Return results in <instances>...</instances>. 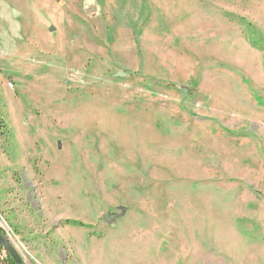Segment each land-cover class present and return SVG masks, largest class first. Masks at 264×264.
Listing matches in <instances>:
<instances>
[{
  "label": "rangeland",
  "instance_id": "1",
  "mask_svg": "<svg viewBox=\"0 0 264 264\" xmlns=\"http://www.w3.org/2000/svg\"><path fill=\"white\" fill-rule=\"evenodd\" d=\"M255 40L264 0H0V229L24 264H264Z\"/></svg>",
  "mask_w": 264,
  "mask_h": 264
},
{
  "label": "water",
  "instance_id": "2",
  "mask_svg": "<svg viewBox=\"0 0 264 264\" xmlns=\"http://www.w3.org/2000/svg\"><path fill=\"white\" fill-rule=\"evenodd\" d=\"M14 17L18 16L17 12H13ZM126 75L124 73H121L118 75V77H125ZM119 216H111V215H106L104 217L105 221L107 223H111L113 221H115ZM0 244L3 245V247L5 248L6 252L12 257V259L14 260V262L16 264H24V261L22 259V257L20 256L19 252L17 251V249L15 248V246L10 242L9 238L5 235H3L2 233H0Z\"/></svg>",
  "mask_w": 264,
  "mask_h": 264
},
{
  "label": "trees",
  "instance_id": "3",
  "mask_svg": "<svg viewBox=\"0 0 264 264\" xmlns=\"http://www.w3.org/2000/svg\"><path fill=\"white\" fill-rule=\"evenodd\" d=\"M252 46L264 50V41H261V43H258V40L252 41ZM228 133L233 136L239 135L244 137H246L245 134H247V133L243 134V133H234V132H228ZM0 233L5 235V233L1 229H0ZM0 264H16L12 259V257L6 252L5 248L1 244H0Z\"/></svg>",
  "mask_w": 264,
  "mask_h": 264
}]
</instances>
